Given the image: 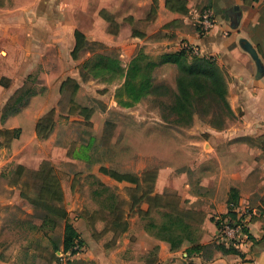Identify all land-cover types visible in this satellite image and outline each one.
<instances>
[{
    "label": "crops",
    "instance_id": "crops-1",
    "mask_svg": "<svg viewBox=\"0 0 264 264\" xmlns=\"http://www.w3.org/2000/svg\"><path fill=\"white\" fill-rule=\"evenodd\" d=\"M205 10L213 17L207 32L199 24ZM77 41L119 49L118 84L84 82V59L80 51L72 56ZM185 46L213 61L226 80L232 116L220 128L198 117L182 127L161 115L164 90L176 94L174 58ZM135 65L146 68L148 84L140 87L138 79L133 98L127 82ZM31 75L40 89L0 122V181L5 172L22 171L14 183L0 184V264H34L24 253L36 260L41 252L55 264L65 222L83 243L75 260L89 264H264V0H5L0 116ZM69 88L75 99L108 101L87 120L92 139L75 148L70 137L57 144L54 126L45 138L36 133ZM105 106L122 114L123 135L104 134L116 124ZM82 108L72 116L77 121L84 120ZM44 162L59 178L66 220L20 195L31 185L28 173ZM231 205L252 215L248 241L224 253L216 246H231L215 237ZM46 218L54 229L41 228ZM18 220L27 229L8 232Z\"/></svg>",
    "mask_w": 264,
    "mask_h": 264
},
{
    "label": "trees",
    "instance_id": "trees-1",
    "mask_svg": "<svg viewBox=\"0 0 264 264\" xmlns=\"http://www.w3.org/2000/svg\"><path fill=\"white\" fill-rule=\"evenodd\" d=\"M82 41H77L75 50L72 54L73 58L78 51H80ZM174 62L177 67L176 76V94L170 95L167 89L164 90V98H171V103L166 108L170 111L173 116L172 122L176 125L187 127L191 124L193 117H195L194 103L204 101L209 96L215 103L219 104L223 112V119L218 124L210 122L211 125L220 128L223 126L226 118L232 116L231 110L226 100L227 87L226 80L216 64L208 59L192 56L187 50L182 49L179 54L174 58ZM150 67H147V70ZM146 70L138 65L132 68L131 74H129V80L127 82V88L131 92V97L136 98L139 94L137 91V80L139 79L138 85L144 87L148 83V72L147 74L141 71ZM140 74V75H139ZM121 75V74H120ZM77 85L72 86V91L75 92ZM33 92L29 91L25 100L17 101L16 105H10V101L3 108L0 116V122L3 123L8 117L18 114L21 109L27 104V100L31 97ZM16 95V94H15ZM14 97V96H13ZM12 97V98H13ZM50 114V113H49ZM48 114V115H49ZM47 115V116H48ZM44 119V118H43ZM53 127V122L43 126L42 120L36 126V133L38 137L45 138L49 131ZM18 172V170H17ZM22 171L18 172V178L21 176ZM29 179L34 189L32 196L25 192H21V197L27 200L31 205L36 208H40L47 215L54 216L61 220H66L67 213L63 208V195L60 187L59 178L55 170L50 166L49 163L44 162L41 164L38 171L29 172ZM232 193V191H231ZM234 203L235 198L231 199ZM235 205L230 206L229 213L225 218L233 221L236 218L235 212H232ZM52 228L55 227V222L52 219L46 218L42 223L41 228ZM76 244H83L79 239L77 233L70 224L65 222L63 228V240L60 248L54 250V263H57L56 252L62 250L63 252L71 251L74 254L73 247ZM217 249L222 252L236 253L231 247L228 251L224 250L222 246H216ZM200 247H195V251H198ZM191 256L188 253L187 257ZM186 257V258H187ZM67 264H89L80 260H73L67 262ZM192 264V263H188Z\"/></svg>",
    "mask_w": 264,
    "mask_h": 264
},
{
    "label": "rangeland",
    "instance_id": "rangeland-1",
    "mask_svg": "<svg viewBox=\"0 0 264 264\" xmlns=\"http://www.w3.org/2000/svg\"><path fill=\"white\" fill-rule=\"evenodd\" d=\"M5 0H0V5ZM119 49L116 47H105V46H98L93 45L92 43H89L88 41H82L81 47H80V57L84 59L83 63V71H84V82L88 83V85L92 84H102L105 85V83L108 84H118V76L122 75V69L120 68V64H123V61H120L119 58ZM76 57V55H75ZM41 68V67H40ZM69 68H72V65L69 66ZM43 70V69H42ZM108 74V75H106ZM109 74H111V77L114 79H111V77H108ZM106 75V76H104ZM102 76V77H101ZM100 81L105 82L100 83ZM114 82V83H113ZM3 85V83H1ZM40 89V87L37 85V81L35 78V75H31L27 79V83L25 84V87L17 93L13 98H11L10 105H16L17 101H23L28 96L27 94L29 91L36 94V92ZM71 89L69 88V91L65 92L63 96L59 98V101L56 103V107L54 110L44 119H42L43 126L50 124L53 122L54 126V133L56 135L57 144H64L67 142H62L65 137H70L73 141L69 142L73 143V146H75L78 143L85 142L87 143L89 139L91 138V135L94 134L93 127H91V124L87 122L88 118L90 117L91 112H93L95 109L102 107V103L107 102L103 101H97L93 99L91 96L85 95L84 97H80L78 99H75L73 95L70 94ZM168 100L165 98V100L161 103L163 106V109L161 110V115L165 121H172L173 116L170 114V111H168L167 104ZM77 107H83L81 110V115L84 120L77 121L74 116V114L77 112ZM103 113H105L106 119H110L111 121H115V125L107 126V128L104 131V134L108 136V134L113 135L115 133H120L123 135L124 131L126 130V126L123 124V120L120 118L121 113H119V110L113 109L108 110L107 106L104 107ZM108 110V111H107ZM194 112L195 117H198L201 120H207L208 122H214L218 124L220 120L223 119V112L221 110V107L219 104L215 103L209 96H207L204 101L196 102L194 103ZM108 117V118H107ZM95 148H102V144H98L96 142L92 143ZM91 145V147H92ZM118 145H122V141L118 142ZM117 145V146H118ZM91 149L88 148L86 152H90ZM122 164V163H121ZM12 172H5V174L2 175L0 184L2 183H14L18 180V172L14 168L11 170ZM29 183V182H28ZM30 185V183H29ZM31 185L26 187L24 191H29V196H32V193H34V189H30ZM118 191V190H117ZM120 197H123L127 191L120 190L119 191ZM3 194V192L0 190V196ZM128 195V193H127ZM18 214V213H17ZM19 218L23 219L24 214L23 210L19 212ZM37 216L41 215L40 212H37ZM22 220H18L17 224L15 223H9L7 226V231L9 229L10 233L12 230H26L25 222H21ZM8 231V232H9ZM8 233V234H10ZM7 234V233H6ZM39 257L34 260L31 254L24 253L23 257L29 261V263L34 264H47L44 261H47L48 259V253L41 252L38 254ZM44 260V261H43Z\"/></svg>",
    "mask_w": 264,
    "mask_h": 264
},
{
    "label": "built area",
    "instance_id": "built-area-1",
    "mask_svg": "<svg viewBox=\"0 0 264 264\" xmlns=\"http://www.w3.org/2000/svg\"><path fill=\"white\" fill-rule=\"evenodd\" d=\"M199 24L201 25L203 32H207L213 27V17L209 10H205L200 15ZM184 49L187 50L192 56L197 55V50L193 47L185 46ZM232 208L234 211L235 208L233 206ZM235 215L236 218L233 221L224 218L219 222L217 227V234L215 237V240L217 242L224 243L233 248L240 247L248 241L246 225L251 218L252 212L248 208H243L239 211H235ZM82 250L83 244H76L73 247L74 254H72L71 251L63 252L62 250H60L56 252L55 256L57 259V263L55 264H67V262L75 260V258L82 252ZM185 258L184 260H186ZM187 260L185 264H188Z\"/></svg>",
    "mask_w": 264,
    "mask_h": 264
}]
</instances>
